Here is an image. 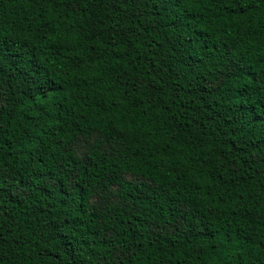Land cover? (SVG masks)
Returning a JSON list of instances; mask_svg holds the SVG:
<instances>
[{
  "label": "trees",
  "instance_id": "trees-1",
  "mask_svg": "<svg viewBox=\"0 0 264 264\" xmlns=\"http://www.w3.org/2000/svg\"><path fill=\"white\" fill-rule=\"evenodd\" d=\"M0 264H264V0H0Z\"/></svg>",
  "mask_w": 264,
  "mask_h": 264
},
{
  "label": "rangeland",
  "instance_id": "rangeland-1",
  "mask_svg": "<svg viewBox=\"0 0 264 264\" xmlns=\"http://www.w3.org/2000/svg\"><path fill=\"white\" fill-rule=\"evenodd\" d=\"M128 177H129L130 179H136V178H137V177L134 176V175H128Z\"/></svg>",
  "mask_w": 264,
  "mask_h": 264
}]
</instances>
